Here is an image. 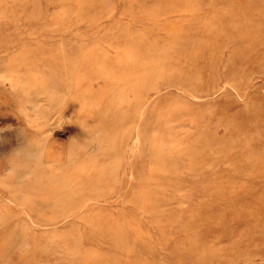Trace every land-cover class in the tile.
I'll return each mask as SVG.
<instances>
[{
  "label": "rangeland",
  "instance_id": "1",
  "mask_svg": "<svg viewBox=\"0 0 264 264\" xmlns=\"http://www.w3.org/2000/svg\"><path fill=\"white\" fill-rule=\"evenodd\" d=\"M0 264H264V0H0Z\"/></svg>",
  "mask_w": 264,
  "mask_h": 264
}]
</instances>
